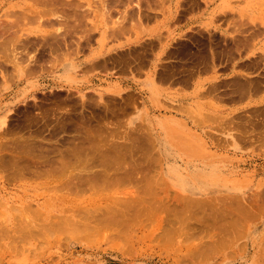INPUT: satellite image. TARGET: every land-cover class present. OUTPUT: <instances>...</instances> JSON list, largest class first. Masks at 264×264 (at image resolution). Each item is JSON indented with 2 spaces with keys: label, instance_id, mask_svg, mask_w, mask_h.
Wrapping results in <instances>:
<instances>
[{
  "label": "rangeland",
  "instance_id": "1",
  "mask_svg": "<svg viewBox=\"0 0 264 264\" xmlns=\"http://www.w3.org/2000/svg\"><path fill=\"white\" fill-rule=\"evenodd\" d=\"M60 1L71 4L56 6L63 17L50 27L31 19L37 15L33 9L42 7L0 0L6 27L0 26L6 32L0 36V58L13 41L26 47L20 67L8 68L10 79L0 77V264H264V198L251 197L264 187V31L257 30L249 46L235 41L250 24H264L258 2L216 0L210 10L198 8L209 17L196 20L202 11L196 9L180 19L176 14L173 23L165 20L170 0ZM166 33L175 35L174 64L189 56L198 62L188 94L196 111L187 115L197 134L166 116L171 110L161 86L148 81L143 101L117 84L126 74L143 81L141 65L156 53L152 38L146 40ZM8 34L16 37L8 40ZM130 46L137 49L121 54ZM233 53L235 109L228 111L222 82L228 75L226 54ZM94 60L107 61L109 69L84 67ZM245 61L251 69L250 98L243 90ZM155 134L163 140L157 142ZM169 147L182 155L174 158L177 163L187 164L183 173H172L175 181L162 158Z\"/></svg>",
  "mask_w": 264,
  "mask_h": 264
},
{
  "label": "crops",
  "instance_id": "2",
  "mask_svg": "<svg viewBox=\"0 0 264 264\" xmlns=\"http://www.w3.org/2000/svg\"><path fill=\"white\" fill-rule=\"evenodd\" d=\"M175 8V6H169L168 9L170 8ZM173 8V11H174ZM182 8V7H181ZM180 8V9H181ZM168 9H167V13H168ZM200 9H202L201 14L198 15L197 17H195L196 20H198L201 17L206 16L205 13L206 11L208 12V10H205L203 7H201ZM198 9V10H200ZM196 10V9H195ZM192 12V11H190ZM188 11V13H190ZM186 13V12H185ZM209 17V16H206ZM210 19V18H209ZM189 20V18L187 19ZM169 34V33H168ZM165 37H167V33L165 35ZM169 38V37H168ZM171 40L172 38H169V41L167 39L162 40L161 44L154 45V49L156 50V53L153 55V57L151 59H147L146 62L143 63V65H141V69H145V73L144 75L141 77L142 78V82H134L133 80L131 81L130 79L128 80V76L129 75H124L123 79L125 80H118V85H124L127 86L129 89L131 88L132 91H136L135 93L138 94V96L140 98H142L143 101H147L148 97L146 96V94H144L143 91V87L145 84L147 85H151V83H155L159 86H161L166 94V100L165 105H167L168 109H170L171 111L168 112L166 114V116H168L170 118V120L174 123H177L180 126H186V127H190L191 129V133H199L198 131V127L195 126V122H191L189 123V117L187 116L190 113H194L196 111V109H194V102H190L188 101L189 99V92L192 90L193 85H192V79L194 78V76H197V72L196 73H191V69L196 67V65L198 64V62L189 60L187 57L186 60H184V58H181V64L180 66H178L177 63H173L175 62L173 60V55L172 52L174 50L173 44H171ZM251 40L248 43V46L250 45ZM183 44V43H181ZM188 44V43H187ZM189 45V44H188ZM234 46V44H233ZM137 48H134L133 46H130L129 48L125 49L123 52H121V54L123 55H129L132 54V52H134ZM172 52H171V51ZM247 51V50H246ZM245 51V52H246ZM134 54V53H133ZM231 55H235L233 54H226V58L229 61V68H228V75H227V79L223 80V84L226 87L224 88V91L222 93V95L227 96V97H223L226 101H224L225 106H227V110H233L235 109V90H236V75H235V67H234V62L236 61V57H231ZM110 59V58H108ZM162 60H167L166 63H160ZM168 60H170V62H168ZM183 62H187L186 63V67L184 70V63ZM231 62V63H230ZM246 63H243V67H244V72H247L243 78V86L244 89H246V91H244L245 95L246 93H248V98H250V90L248 89L249 83H248V79H251V70L250 69V65L247 64L248 61H245ZM142 63V62H140ZM136 66V65H135ZM85 68H89V70H96V69H109L108 68V64L107 61L104 60H94L92 61V63H90L89 65H85ZM112 68V67H111ZM133 69H135V67H132ZM180 69L179 72H177V69ZM58 71H60V69H58ZM70 70H68L65 73H61V75L69 73ZM92 78V77H91ZM247 78V79H246ZM95 79H92L91 82L93 81V83L95 84ZM141 80V79H140ZM151 80V83H148V81ZM153 80V81H152ZM121 84V85H120ZM146 86V85H145ZM247 86V88H246ZM147 87V86H146ZM249 90V91H248ZM248 91V92H247ZM170 94V95H169ZM233 95V96H230ZM190 125V126H189ZM197 125V124H196ZM186 129V128H185ZM156 135V134H155ZM157 142H159V140H163L160 139V135L157 134ZM173 149H171L169 147V154L166 155L165 157L162 156V158L164 159V169H167L166 171L169 173L170 175V179L174 180L175 176L172 177V173H183L185 167L187 166V164L182 161L181 159L179 160V163H177L178 161L174 158L178 157V158H182V155H176L174 151H171ZM177 180V179H175ZM174 180V181H175ZM180 182V181H179Z\"/></svg>",
  "mask_w": 264,
  "mask_h": 264
},
{
  "label": "bare ground",
  "instance_id": "3",
  "mask_svg": "<svg viewBox=\"0 0 264 264\" xmlns=\"http://www.w3.org/2000/svg\"><path fill=\"white\" fill-rule=\"evenodd\" d=\"M29 2H30V6H35V7H42V9L39 11L38 9L37 10H35V9H33V13H35V14H37V15H34V16H31V19H34V20H36V21H38V23H41V25L42 24H45L46 25V23L48 24L49 23V25H50V27H52L53 26V22L54 21H57V23H59L58 22V20L59 21H61V19H62V12L61 11H59V9L56 7V6H64L65 5V7L66 6H69L70 4H71V2H61L60 0H28ZM121 1V0H120ZM167 1V0H166ZM216 0H170V5L171 6H175V8H174V11H173V8H169L168 9V13L166 14V18H165V20H167V21H170L171 22V20H173L174 22L173 23H175L176 22V19H175V17L177 16L176 14H179L178 16H179V18L178 19H180V15H185L184 13H185V11H186V13H188V11L190 12V11H194L195 9H198L199 8V6H200V4H203L204 6H205V8L206 9H208V6L209 5H211L212 3H214ZM224 1H227V0H224ZM242 1H244V2H249V0H242ZM257 2H258V4H259V7H260V9H261V14L263 15L264 14V0H256ZM9 2V1H8ZM134 2H135V0H134ZM251 2H252V0H251ZM93 3V2H92ZM96 3H98V2H96ZM103 3V2H102ZM121 3V2H120ZM139 3V2H138ZM141 3V2H140ZM255 3V2H254ZM77 4H80V3H77ZM91 4V3H90ZM116 4H118V3H116ZM143 3H141V5H142ZM73 5V4H72ZM71 5V6H72ZM75 5V4H74ZM97 5V4H96ZM103 5V4H102ZM106 5H109V4H107L106 2L104 3V6H105V8H106ZM111 5V4H110ZM135 5V4H134ZM164 5V4H163ZM8 6V5H7ZM78 6H80V5H78ZM117 6V5H116ZM121 6V5H120ZM145 6V5H144ZM20 7V6H19ZM98 7H100V6H98ZM114 7V6H113ZM135 7H136V9H137V5H135ZM182 7V8H181ZM6 8H8V7H6ZM23 8V7H22ZM21 8V9H22ZM26 8V7H25ZM68 8V7H67ZM66 8V9H67ZM107 8H108V6H107ZM106 8V9H107ZM142 8V7H141ZM140 8V9H141ZM178 8H181V9H178ZM58 9V10H57ZM75 9V8H74ZM78 9H80V8H78ZM112 9V8H111ZM114 9V8H113ZM128 9V8H127ZM130 9V8H129ZM135 9V8H134ZM135 9V10H136ZM68 10V9H67ZM69 10H72V9H69ZM82 10V9H81ZM109 10V9H108ZM143 11H144V9H142ZM146 10H148V9H146ZM9 11H11L12 13H13V15H14V18H16L17 19V10L15 9V6L13 7V6H11V10H9ZM31 11V10H30ZM29 11V12H30ZM63 11H65V10H63ZM80 11V10H79ZM129 11V10H128ZM136 11H140V10H136ZM5 12H8V10L7 11H5ZM19 12V11H18ZM27 12V11H26ZM39 12H40V15H39ZM59 12H61V13H59ZM65 12H67V11H65ZM82 12V11H81ZM83 12H84V10H83ZM88 12V11H87ZM114 12V11H113ZM124 12V11H123ZM131 12V11H130ZM135 12V11H134ZM184 12V13H183ZM4 13V12H3ZM10 12H8V14H9ZM32 13V14H33ZM76 13V12H75ZM86 13V12H85ZM104 13V12H103ZM119 13V15H120V12H118ZM137 13V12H136ZM141 13V12H140ZM140 13H137V17H138V14H140ZM146 13H149V12H146ZM228 11L226 12V11H223L222 12V14L221 15H223L224 17L225 16H228ZM78 14V13H77ZM126 14V13H125ZM145 14V13H144ZM143 14V15H144ZM165 14V13H164ZM0 15H1V13H0ZM11 15V13L9 14V16ZM20 15V14H19ZM28 15V14H27ZM76 15V14H75ZM80 15V14H79ZM79 15H76L77 17H79ZM109 15L112 17L114 14H110L109 13ZM108 15V17L109 18H107L106 19V21H105V19H104V22L102 23V24H104V25H109L108 23H109V21H110V16ZM116 15V14H115ZM114 15V17H116ZM211 15H212V13H211ZM8 16V15H7ZM21 16V18H23L22 16H25V15H20ZM81 16V15H80ZM84 16V15H83ZM126 16V15H125ZM146 16V15H145ZM177 16V17H178ZM12 17V16H11ZM27 18H29L28 16H26ZM65 17V16H64ZM82 17V16H81ZM113 17V18H114ZM118 17V16H117ZM116 17V18H117ZM129 17V16H128ZM139 17H141V15H139ZM138 17V18H139ZM147 17H149V15L147 16ZM155 17V16H154ZM184 17V16H183ZM183 17H182V19H183ZM261 17H263V16H261ZM13 18V17H12ZM72 18H73V16H72ZM76 18V17H75ZM75 18H73L74 19V21H77V20H75ZM133 18V17H132ZM145 18V17H144ZM221 17H219V19H220ZM264 18V17H263ZM64 19V18H63ZM67 19V18H66ZM108 19H109V21H108ZM175 19V20H174ZM13 20V19H12ZM12 20H10V21H12ZM15 20V19H14ZM19 19H17V21H18ZM72 20V19H71ZM144 20V19H143ZM147 20H150V19H147ZM3 21H4V19L2 20V19H0V26L3 24ZM178 21H180V20H178ZM177 21V22H178ZM26 22V21H25ZM72 22V21H71ZM78 22V21H77ZM82 22V21H81ZM81 22H80V24H81ZM84 22V21H83ZM95 22V21H94ZM96 22L97 23H99L97 20H96ZM126 22V21H125ZM165 22V21H164ZM263 22V21H262ZM260 23V24H254V23H252L253 25H251L250 24V26L246 29V31H245V35L243 34V37L242 38H240V39H235V41H238L237 42V46L238 45H246L247 43H248V41H249V38H253L255 35H256V33H258V32H256L257 30L259 31V30H261L262 29V31H264V24L263 23ZM6 23V22H5ZM8 23V22H7ZM6 23V24H7ZM13 23H14V21H13ZM17 23V22H16ZM15 23V24H16ZM19 23H22V21L21 22H18V24ZM53 23V24H52ZM67 23V22H66ZM70 23V22H69ZM85 23V22H84ZM100 23V24H101ZM111 23V25L112 24H116L117 23V21L116 20H113V21H111L110 22ZM10 24V23H9ZM17 24V25H18ZM23 24V23H22ZM63 24H64V22H63ZM72 24V23H71ZM76 24H78V23H75V25ZM88 24V23H87ZM93 24V23H92ZM99 24V25H100ZM102 24H101V26H102ZM127 24V23H126ZM125 24V25H126ZM8 25V24H7ZM6 25V26H7ZM13 25V24H12ZM11 25V26H12ZM49 25H48V27L47 28H50L49 27ZM52 25V26H51ZM62 25V24H61ZM106 25V26H107ZM122 25V24H121ZM173 25V24H172ZM2 26H4L5 27V24H3ZM1 26V27H2ZM11 26H9V28L11 27ZM14 26V25H13ZM64 26V25H63ZM73 26H74V24H73ZM170 26V25H169ZM3 27V30H2V28H0V31L2 30V31H5V28ZM16 27V26H15ZM14 27V28H15ZM20 27V26H19ZM81 27V26H80ZM96 27V26H95ZM115 27V26H114ZM12 29H13V27H11ZM16 28H18V27H16ZM15 28V29H16ZM101 28V27H100ZM109 28V27H108ZM243 28V27H242ZM241 28V29H242ZM256 28H258V29H256ZM11 29V30H12ZM19 29V28H18ZM16 30V31H19V30ZM118 29H120V28H118ZM26 30V29H25ZM46 30V29H45ZM48 30V29H47ZM50 30V29H49ZM52 30H54V28L52 29L51 28V34H54V32L52 33ZM15 31V32H16ZM108 31V30H107ZM106 31V32H107ZM112 31V30H111ZM11 32V31H10ZM47 32V31H46ZM109 32V31H108ZM168 32V31H167ZM239 32V31H238ZM246 32H249L248 34L246 33ZM2 33V34H1ZM6 33V32H5ZM5 33H3V32H0V36H3ZM56 33H58L57 31H56ZM15 34H17V32L15 33ZM49 34V33H48ZM62 34V33H61ZM108 34V33H107ZM110 34V33H109ZM112 34V33H111ZM110 34V35H111ZM114 34V33H113ZM159 34V33H158ZM239 34V33H238ZM237 34V36H240V35H238ZM247 34V35H246ZM22 35L23 36H26L25 34H23L22 33ZM20 36V37H23V36ZM32 35V34H31ZM28 36V35H27ZM50 36V35H49ZM52 36V35H51ZM151 36V35H150ZM175 35H174V33L172 34V33H167V37H162V35H155L154 34V36H151V37H149V38H147L148 40H146V41H148V44L150 43V41H154V42H152V45L153 44H157V45H159V44H161V41L162 40H165V39H167L168 41H169V38H173ZM7 37L9 38V34L7 35ZM10 37H11V35H10ZM13 37L15 38L16 37V35H13L11 38H9L8 40H10V39H13ZM32 37V36H31ZM36 37V36H35ZM38 38H39V36H37ZM46 37H48V36H46ZM53 37H55V36H53ZM85 37V36H84ZM169 37V38H168ZM26 38V37H25ZM25 38L23 39V40H25ZM29 38V37H28ZM50 38V37H49ZM150 38H152L150 41H149V39ZM232 38V37H231ZM5 39H7V38H5ZM37 39V38H36ZM21 40V39H20ZM34 40H35V38H34ZM232 40V39H231ZM2 41H3V39H2ZM17 41H18V39H17ZM36 41V40H35ZM43 41V40H42ZM49 41V40H48ZM60 41V40H59ZM177 41V40H176ZM175 41V42H176ZM21 42V41H20ZM20 42H17V44H15L16 42H12V45H9V43L7 42L6 43V45H9V47L8 48H3L4 49V52L3 53H5L4 55L5 56H3V57H1L2 58V60L3 61H0V77H3L5 80H8V79H10L9 77H8V79H7V77H6V75L9 73L8 72V68L9 67H11L12 68V70H16V69H18L19 67H20V65L18 66V64H20V57L19 56H21L20 54L21 53H23V52H20L21 50H24L23 48H26V47H23V48H21L22 47V43H24L23 41H22V43L20 44ZM34 42V41H33ZM40 42V41H39ZM1 43V42H0ZM11 43V42H10ZM32 43V42H31ZM31 43H30V45H31ZM51 43H53V42H51ZM54 43H55V41H54ZM236 43V42H235ZM36 44V43H35ZM37 44H39V43H37ZM42 44H44V43H42ZM50 44V43H49ZM56 44V43H55ZM141 44H142V42H141ZM5 45V46H6ZM20 45H21V47H20ZM236 45V44H235ZM4 46V45H3ZM4 46V47H5ZM42 46V45H41ZM45 46V45H44ZM47 46V45H46ZM52 46V45H51ZM54 46V45H53ZM30 47V46H29ZM33 47V46H32ZM37 47V46H36ZM246 47V46H245ZM47 48V47H46ZM3 49H2V51H3ZM33 49H35V47L33 48ZM58 49V48H57ZM151 49V51H152V48H150ZM154 49V48H153ZM47 50V49H46ZM30 51H32V50H30ZM67 51V50H66ZM171 51V50H170ZM238 51V53H239V51H241V49L240 50H237ZM7 52V53H6ZM33 52V51H32ZM32 52H29V53H31L32 54ZM49 52V51H48ZM53 52V51H52ZM172 52V51H171ZM25 53H27V50H26V52ZM173 53V52H172ZM28 54V53H27ZM240 54V53H239ZM238 54V55H239ZM25 55V54H24ZM41 55V54H40ZM29 56V55H28ZM64 56V55H63ZM4 57H7V60L5 61L4 59ZM31 57H32V55H31ZM0 58V59H1ZM28 58V57H27ZM24 60V59H23ZM23 60L21 61V63L22 64H24L23 63ZM29 60V59H28ZM25 61V60H24ZM249 61H251V60H249ZM253 61V60H252ZM66 62V61H65ZM63 63V64H61V66L63 65V66H66V63H68V62H66V63ZM254 62V61H253ZM8 64V65H7ZM21 64V65H22ZM68 65V64H67ZM8 72V73H7ZM260 74V73H259ZM264 77V76H263ZM247 79V78H246ZM261 79V78H260ZM2 80V78L0 79V81ZM251 80V79H250ZM250 80H248V81H250ZM4 81V80H3ZM10 81V80H9ZM255 81V80H254ZM260 81V80H259ZM4 82H6V81H4ZM256 82V81H255ZM263 81H261V83H262ZM1 83V82H0ZM250 83H252L251 81H250ZM258 86V84H254V87L255 86ZM250 87H249V89L250 88H252V85H249ZM256 90V89H255ZM258 90H259V86H258ZM252 91V90H251ZM257 91V90H256ZM250 92V91H249ZM250 94H252L251 92H250ZM253 94H256V93H253ZM250 96H252V95H250ZM259 109V108H258ZM262 109H264V105H263V107L260 109L261 111H262ZM255 110H257V108L255 109ZM254 110V108H253V110H252V112L253 111H255ZM257 111H259V110H257ZM261 111H259V112H261ZM264 112V111H263ZM246 113V112H245ZM262 113V112H261ZM244 114V113H243ZM255 114H257V112L255 113ZM246 115V114H245ZM248 115V114H247ZM262 115H264V113L262 114ZM249 116V115H248ZM247 116V117H248ZM251 116V115H250ZM249 116V117H250ZM257 116V115H256ZM262 121H263V119H262ZM264 124V123H263ZM255 128V127H254ZM255 130V129H254ZM247 131V130H246ZM246 133V132H245ZM257 134V133H256ZM259 134V133H258ZM248 136V135H247ZM240 137V136H239ZM239 139V138H238ZM261 139V138H260ZM259 140V139H258ZM254 143V142H253ZM218 144V143H217ZM220 146V145H219ZM165 149H166V147H165ZM17 157V156H16ZM15 158V157H14ZM19 158V157H18ZM17 159V158H16ZM32 160V159H31ZM64 160V159H63ZM10 161H12V160H10ZM5 162V161H4ZM3 162V163H4ZM116 162V161H115ZM8 163V162H7ZM12 163V162H11ZM11 163H9L10 165H12ZM65 163V162H64ZM110 164V163H109ZM64 165V164H63ZM108 166V165H107ZM113 166V165H112ZM16 168V167H15ZM22 168V167H21ZM263 170H264V168H263ZM100 171H102V170H100ZM14 172V171H13ZM19 173V172H18ZM98 173H100V172H98ZM103 173V172H102ZM113 173V172H112ZM16 174V172L15 173H13V175L12 176H14ZM107 174V173H106ZM17 175V174H16ZM30 175V174H29ZM29 175H28V177H29ZM119 175V174H118ZM83 176V175H82ZM92 176V175H91ZM126 176V175H125ZM132 176V175H131ZM14 178V177H13ZM95 178V177H94ZM6 179V178H5ZM121 179V178H120ZM115 180V179H114ZM260 180V179H259ZM89 181V180H88ZM130 181V180H129ZM83 182V181H82ZM85 182V181H84ZM93 182V181H92ZM111 182V181H110ZM116 182V181H115ZM127 181H125V183H126ZM90 183V182H89ZM88 183V184H89ZM120 183V182H119ZM123 183H124V181H123ZM124 183V184H125ZM128 183V182H127ZM105 184V183H104ZM85 185V184H84ZM87 185V184H86ZM120 185H122V183H120ZM79 186V185H78ZM130 186V185H129ZM264 186V185H263ZM123 187V186H122ZM121 187V188H122ZM126 187V186H125ZM130 187H132V186H130ZM259 187H260V185H259ZM89 188V187H88ZM81 189V188H80ZM117 189V188H116ZM262 189V190H261ZM261 189L260 190H258V192L256 191V192H252L251 194H252V196L251 197H253L254 198V200L253 201H256V198H258L257 200H259L260 201V199L263 197L264 198V187H261ZM118 190V189H117ZM119 190H120V188H119ZM126 191V190H125ZM127 192V191H126ZM113 194V193H112ZM125 194V193H124ZM123 194V195H124ZM159 195V194H158ZM166 195V194H165ZM249 195V194H248ZM247 195V196H248ZM122 196V195H121ZM125 196V195H124ZM127 196V195H126ZM125 196V197H126ZM115 197V196H114ZM140 197V196H139ZM154 197V196H153ZM183 197V196H182ZM231 198V197H230ZM233 198V197H232ZM173 199V198H172ZM227 199H229V198H227ZM248 199H249V197H248ZM170 200V199H169ZM195 200V199H194ZM232 200V199H231ZM231 200H229V201H231ZM245 201L247 200V199H244ZM114 201V200H113ZM223 201H225V200H223ZM233 201V200H232ZM262 201H264V200H262ZM202 202V201H201ZM221 202V201H220ZM234 202V201H233ZM235 202H237V201H235ZM126 203V202H125ZM137 203H139V202H137ZM205 203V202H204ZM223 203V202H222ZM246 203H247V201H246ZM256 203V202H255ZM254 203V205H256ZM206 204V203H205ZM230 205H231V203H229ZM240 204V203H239ZM139 205V204H138ZM136 206V205H135ZM205 206V205H204ZM241 205H239V207H240ZM244 206H245V204H244ZM143 207V206H142ZM235 208H236V205L234 206ZM254 207V206H253ZM136 208V207H135ZM139 208V207H138ZM215 208V207H214ZM231 208H233V207H231ZM230 207H229V210L231 209ZM128 209V208H127ZM126 209V210H127ZM142 209V208H141ZM147 209V208H146ZM145 209V210H146ZM151 209V208H150ZM219 209H221V208H219ZM219 209H217L218 211H219ZM165 210V209H164ZM209 210H210V208H209ZM216 210V211H217ZM232 210V209H231ZM233 210H234V208H233ZM236 210V209H235ZM240 211L241 210H243V206H242V209H239ZM131 211V210H130ZM136 211V210H135ZM138 211V210H137ZM151 212H152V210H150ZM149 211V212H150ZM212 211V210H211ZM216 211H215V213H216ZM228 211V210H227ZM243 211H245V209L243 210ZM242 211V212H243ZM250 211V210H249ZM122 212V211H121ZM140 212H141V210H140ZM144 212V211H143ZM234 212V214H235V211H233ZM233 212H232V214H233ZM238 212V211H237ZM247 212V211H246ZM128 213H130V212H128ZM153 213H154V211H153ZM212 213H214V212H212ZM136 214H138V212L136 213ZM149 214V213H148ZM219 214V213H218ZM233 214V215H234ZM240 214V213H239ZM139 215V214H138ZM137 215V216H138ZM235 215H238V213L237 214H235ZM241 215H242V213H241ZM244 215V214H243ZM219 216V215H218ZM217 216V217H218ZM209 217V216H208ZM230 217V216H229ZM238 217V216H237ZM146 218L148 219L149 217H147L146 216ZM205 218V217H204ZM204 218H202V219H204ZM227 218V217H226ZM245 218H246V216H245ZM244 217L242 218V220L243 219H245ZM135 219V218H134ZM143 219V218H142ZM145 219V218H144ZM143 219V220H144ZM210 219V218H209ZM214 219V218H213ZM212 219V220H213ZM220 219V218H219ZM232 219V218H231ZM239 219V218H238ZM131 220V219H130ZM228 220V219H227ZM134 221V220H133ZM136 221V220H135ZM196 221H200V219H198V220H196ZM212 222V221H211ZM216 222V221H215ZM220 222V221H219ZM222 222V221H221ZM227 222V221H226ZM225 222V223H226ZM235 222V221H234ZM233 222V223H234ZM240 222H242V221H239V223ZM243 222H245V220L243 221ZM135 223V222H134ZM201 223V222H200ZM229 223H230V221H229ZM228 223V224H229ZM206 224V223H205ZM221 224V223H220ZM220 224H217V225H220ZM227 224V223H226ZM226 224H224V225H226ZM230 224H232V223H230ZM235 224V223H234ZM216 225V226H217ZM223 225V224H222ZM223 225V226H224ZM243 225V224H242ZM26 226V225H25ZM38 226V225H37ZM143 226V225H142ZM243 226H245V225H243ZM243 226H241L242 228H244ZM2 227V226H1ZM219 226H217V228H218ZM221 227V226H220ZM227 227V226H226ZM228 227H229V225H228ZM232 227V226H231ZM236 227V226H235ZM234 227V228H235ZM4 228V227H3ZM43 228V227H42ZM194 228V227H193ZM196 228V227H195ZM194 228V229H195ZM203 228H204V225H203ZM216 228V229H217ZM233 228V227H232ZM231 228V229H232ZM2 229V228H1ZM37 229V228H36ZM44 229V228H43ZM202 229V228H201ZM214 229V228H213ZM220 229V228H219ZM218 229V230H219ZM5 230L6 229H4V232H5ZM196 230V229H195ZM200 230V229H199ZM204 230H206V228L204 229ZM225 230V229H224ZM226 230H227V228H226ZM232 230H234V229H232ZM1 231V230H0ZM40 230H38V232H39ZM142 231V230H141ZM201 232H202V230H200ZM236 231L237 230H235L234 232L236 233ZM1 232H3V229H2V231ZM0 232V233H1ZM8 232V231H7ZM32 232V231H31ZM34 232H36V231H34ZM133 232V231H132ZM131 232V233H132ZM206 232V231H205ZM207 232H208V228H207ZM214 232H215V230H214ZM233 232V233H234ZM17 233V232H16ZM200 233V232H199ZM229 233H230V231H229ZM3 234V233H2ZM34 234V233H33ZM38 234V233H37ZM206 234H208V233H206ZM1 235V234H0ZM20 235V234H19ZM147 235V234H146ZM145 235V236H146ZM2 236V235H1ZM22 236V235H21ZM154 237V236H153ZM23 238H24V236H23ZM22 237H21V239H23ZM126 238V237H125ZM140 238V237H139ZM137 244V243H136ZM146 244V243H145Z\"/></svg>",
  "mask_w": 264,
  "mask_h": 264
}]
</instances>
